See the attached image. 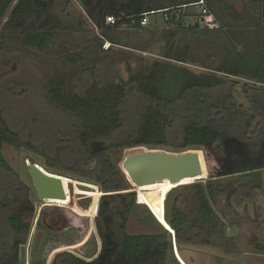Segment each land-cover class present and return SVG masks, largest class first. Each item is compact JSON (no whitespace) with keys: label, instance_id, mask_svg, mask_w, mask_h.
<instances>
[{"label":"trees","instance_id":"16d2710c","mask_svg":"<svg viewBox=\"0 0 264 264\" xmlns=\"http://www.w3.org/2000/svg\"><path fill=\"white\" fill-rule=\"evenodd\" d=\"M74 1L92 22L96 14L102 12L100 0ZM199 1L117 0L119 10L106 9L99 28L111 33L126 24L143 31L146 28L140 26L141 15L163 11L157 15H167L165 22L189 35L205 37L199 40L201 43L191 41L176 45L179 48L172 49L171 59L215 75L157 63L153 72L142 75L141 80L133 77V82L115 84L104 78L100 84L90 85L82 92L73 89L67 93L63 82H54L49 91L50 104L62 108L57 112L70 119L69 125L52 118L46 111L40 113L30 104L33 88L27 80V71L22 77L11 68L22 64L23 57L8 56L5 47L10 37H18L28 49L45 50L56 37L53 11H61L60 0H20L16 4L0 40V91L8 94L9 108L20 119L16 122L5 117L4 104L0 102V264H18L20 248L28 242L36 215L32 189L21 182L6 162L2 153L5 145L27 148L49 162L56 160L70 173L94 178L105 193L99 202L98 216H88L92 218L91 226L83 238L48 244L51 251L46 260L40 254L34 264L166 263L172 250L171 235L167 231L161 228L157 234L127 233L128 215L132 210L147 209L136 204V193H122L129 186L120 167L106 159L110 148L158 145L175 154L204 151L209 161L210 189L215 178L264 170V0H246L244 13L248 19L242 30L226 21V17L236 13L235 4L239 0L222 2L221 12L225 18L215 11L213 0H206L208 9L220 23V29L215 31L200 29L198 25L187 26L186 15H177L178 10L184 11ZM13 3L14 0H0V20ZM62 12L64 17L61 13L58 17L62 16L60 20L63 18L65 23L59 21L57 25L60 28L62 24H69L68 43L77 46L80 36L87 33V25L71 3ZM108 15L122 20L115 26L106 25ZM211 36L213 41L203 42ZM218 45L221 53L216 50ZM13 87L22 92L14 93ZM134 113L136 127L127 130L129 115ZM21 123L22 134L18 130ZM39 144L47 149L40 152ZM49 150L56 153V159L53 155L51 159ZM260 190L256 185L234 189L226 202L229 214L237 213L236 204L255 201ZM212 198H201L197 219L191 221L181 214L177 206L180 200H175L176 207L172 214H166V221L176 232L179 245L192 244L207 236L208 244L217 246L224 239L220 225L207 230L214 223ZM46 210L42 209L38 220L42 229L45 228L43 221L51 218ZM65 231L67 229L57 232L62 233L60 238L70 234ZM94 233L97 236L94 249L79 254L80 249L90 245Z\"/></svg>","mask_w":264,"mask_h":264},{"label":"rangeland","instance_id":"374dc122","mask_svg":"<svg viewBox=\"0 0 264 264\" xmlns=\"http://www.w3.org/2000/svg\"><path fill=\"white\" fill-rule=\"evenodd\" d=\"M19 1L14 0L6 16L0 20V40L3 29L9 22L11 14ZM100 1L102 3V12H98L96 19L92 22L74 0H60L61 11H53L56 37L43 51L26 48L18 37H10L7 41L5 46L6 54L10 57H13V55L23 57L22 64H18V67L13 65L11 68L22 77L25 76L24 73L27 71V80L30 81L33 88V93L31 92L30 94V104L38 108L40 113H45L44 111H46L52 118H58L63 123L70 121L66 116L63 117L57 112L62 111L59 105L54 103L51 105L52 103L50 104L49 101L50 88L57 81L64 83V90L67 93L73 89L82 92L86 91L90 85L96 86V84H100L104 78H106L107 82H114L115 84L129 83L133 77H138L141 80L142 75H148L153 72L157 63L163 66H178L198 74L215 75L212 71L200 67L176 63L170 57L172 49H175L176 45L183 46L191 41L201 43L199 40L204 39V36L189 35L186 31L165 22L161 14L150 17V21L143 31H138L128 27L126 24H122L117 31L108 33L99 28L100 18L106 9L118 11L120 5L117 0ZM223 1L225 0H213V4L215 11L222 18H225L221 12ZM245 2L246 0H239L236 4L234 3L236 13L226 17V21L238 30H242L247 23L248 15L244 13ZM68 3H71L76 8L87 25V33L80 36L81 41H77V46L68 43L69 24H62L60 28L57 25L59 21L64 22L63 18L60 20V17L65 15L62 10L67 7ZM197 11V8L189 7L184 11L178 10L177 15L181 13L186 15L185 20L193 25ZM58 13H61L62 16L58 17ZM249 32L253 33V30L250 29ZM206 40L213 41L214 38L211 36L203 40V42L206 43ZM216 47L217 52L221 53L222 48L219 45ZM92 73H95V76ZM13 92L18 94V92L21 93L22 91L18 87H13ZM238 97L241 101L243 100L239 94ZM0 102H3L2 105L4 104L5 117L19 122L20 119L16 118V113L9 108L11 101L8 94L6 95L3 91H0ZM20 111L22 112V110ZM130 111L134 112V110ZM136 122L135 113L130 114L126 124L127 130L130 128L134 129ZM22 127L21 123L18 129L21 134L22 132L24 133ZM37 149L42 152V149L46 150L47 148L45 145L42 148L39 144ZM139 150L175 154L169 148L158 145L143 148L123 147L120 149H108L106 159L121 169L126 156ZM200 152L205 156L204 151ZM2 153L9 166L18 174L21 182L32 189L31 200L36 209L28 242L20 248L18 264H34V259L40 254L46 260L51 251V248L47 246L48 244L53 245L59 240L62 242L80 241L91 226L90 220L92 218L88 216H98L99 202L101 197L105 195L96 180L70 173L62 169L63 166L56 160L49 162L38 155V153L35 154L27 148L18 149L5 145ZM48 153H50V150ZM55 154L50 153L51 159L56 156ZM26 159H28L27 163L25 162ZM33 162H37L42 169L52 174L56 182H60L61 187H58V191L63 194V199L47 200L44 204L38 203L29 177V168ZM53 165L54 167H48ZM206 165L208 173V160ZM125 177L129 189L122 193L136 192L126 175ZM213 180L211 189L209 188L210 183L205 177L204 179L193 181L186 179L179 183V185L184 183L186 185L176 186L167 189L165 192V216L166 214H172L176 207L175 200L179 199L180 202L177 206L187 221L197 219L202 197H213L210 200V204L214 211V223L208 226L207 230L214 229L218 224V226L220 225L221 233L224 235V239L217 246L209 245L207 236L192 244L183 243L179 245L177 243L180 254L186 259L188 264H264V170L248 175L223 176ZM161 182V175H158L156 182L140 185L141 188L145 189L143 190V195H146L154 206H159V191L146 190V188L158 187ZM166 184L176 185L168 180ZM244 185H248V187L256 185L261 190L258 192L255 201H242L240 204L235 205L237 213L229 214L226 209L229 194L234 189ZM71 195L74 196L72 197ZM136 195V204L146 207L147 211L144 208L137 207L132 210L128 215L127 233L129 235L160 233L163 227L156 221L152 212L143 202L141 194L136 192ZM42 209H47L46 213L51 215L50 219L43 221L44 229L38 226ZM93 220L95 223L96 218ZM66 229L67 231L64 233L70 234L63 235L64 237L60 238L62 233L57 232ZM76 232L80 235L77 236ZM94 236L95 238L90 245L80 249L79 254L87 253L94 249L97 243L96 233H94ZM165 264H180L179 260L175 258L173 247L168 253Z\"/></svg>","mask_w":264,"mask_h":264},{"label":"water","instance_id":"95a60500","mask_svg":"<svg viewBox=\"0 0 264 264\" xmlns=\"http://www.w3.org/2000/svg\"><path fill=\"white\" fill-rule=\"evenodd\" d=\"M25 162L27 163L28 159ZM206 163L207 159L200 151L172 154L139 150L126 156L121 170L129 182L136 185L154 183L157 181L158 175H161L162 184H165L167 180L172 184H179L185 179L193 181L207 177ZM29 177L38 203L64 198L63 194L58 191V187H61L60 182H56L53 175L42 169L37 162H33L29 168ZM152 214L157 221V216L153 212ZM164 230L171 235L174 251L177 243L176 234L171 233L168 229Z\"/></svg>","mask_w":264,"mask_h":264},{"label":"built area","instance_id":"2783aa9c","mask_svg":"<svg viewBox=\"0 0 264 264\" xmlns=\"http://www.w3.org/2000/svg\"><path fill=\"white\" fill-rule=\"evenodd\" d=\"M189 7H195L198 9V13L196 15L195 23L193 25H198L200 29H208L211 31L219 30L220 29V23L218 22L216 16L214 13H212L207 6L206 0H200L199 2L189 5ZM167 11V10H165ZM164 11V12H165ZM163 11L158 12H148L141 15V21L140 26L146 27L150 21V17L156 16L158 13H161ZM122 18H116L113 15H108L105 17V24L109 26H115L118 24L119 21H121ZM164 20H168V16L164 15ZM135 21H133V24ZM187 26H190L188 22H186Z\"/></svg>","mask_w":264,"mask_h":264},{"label":"bare ground","instance_id":"6f19581e","mask_svg":"<svg viewBox=\"0 0 264 264\" xmlns=\"http://www.w3.org/2000/svg\"><path fill=\"white\" fill-rule=\"evenodd\" d=\"M180 185H186V184L184 183V184H180ZM180 185L179 184L171 185V184H166V183L162 184V182H161V184L158 187L146 188V190L147 189H149V190L153 189V190L159 191V206L158 205L154 206L153 202L151 200H149V198L146 195L142 194L143 190H145V189L141 188L140 185H136L135 183L132 182V186L136 190V192H139L140 194H142L141 196L143 197V199H142L143 202L147 205L149 210L152 211L157 216V218H158L157 221L161 224V226L164 229H168L173 234H176V232L174 231V229H172L169 226V224L166 221V216H165V192L169 188H173V187L180 186ZM71 196L73 197L74 195H71ZM174 254H175V257L179 260L180 264H186L182 260L180 254H179L177 243H176V249L174 250Z\"/></svg>","mask_w":264,"mask_h":264},{"label":"crops","instance_id":"0c3cea01","mask_svg":"<svg viewBox=\"0 0 264 264\" xmlns=\"http://www.w3.org/2000/svg\"><path fill=\"white\" fill-rule=\"evenodd\" d=\"M142 194H143V193H142ZM142 194H141V195H142ZM177 247H178V245H177ZM178 251H179V248H178ZM179 254H180V251H179ZM180 256H181L182 260H183L186 264H188V263L186 262V259L183 258L181 254H180ZM175 258H176V257H175Z\"/></svg>","mask_w":264,"mask_h":264},{"label":"clouds","instance_id":"9594fccd","mask_svg":"<svg viewBox=\"0 0 264 264\" xmlns=\"http://www.w3.org/2000/svg\"><path fill=\"white\" fill-rule=\"evenodd\" d=\"M136 193V192H135Z\"/></svg>","mask_w":264,"mask_h":264}]
</instances>
